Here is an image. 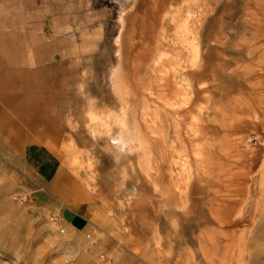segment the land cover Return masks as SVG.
<instances>
[{
  "label": "rangeland",
  "instance_id": "1",
  "mask_svg": "<svg viewBox=\"0 0 264 264\" xmlns=\"http://www.w3.org/2000/svg\"><path fill=\"white\" fill-rule=\"evenodd\" d=\"M41 3L89 41L27 75L52 161L0 172V264H264V0Z\"/></svg>",
  "mask_w": 264,
  "mask_h": 264
},
{
  "label": "crops",
  "instance_id": "2",
  "mask_svg": "<svg viewBox=\"0 0 264 264\" xmlns=\"http://www.w3.org/2000/svg\"><path fill=\"white\" fill-rule=\"evenodd\" d=\"M81 34L79 42L70 13L43 11L41 0H0V172H10L15 184L19 173L40 177L43 163L52 161L44 148L42 112L27 101V75L78 56L74 50L89 41V33ZM64 217L70 229L86 226L80 213Z\"/></svg>",
  "mask_w": 264,
  "mask_h": 264
},
{
  "label": "bare ground",
  "instance_id": "3",
  "mask_svg": "<svg viewBox=\"0 0 264 264\" xmlns=\"http://www.w3.org/2000/svg\"><path fill=\"white\" fill-rule=\"evenodd\" d=\"M187 10H189V9H187ZM257 10L264 12V6L258 7Z\"/></svg>",
  "mask_w": 264,
  "mask_h": 264
}]
</instances>
